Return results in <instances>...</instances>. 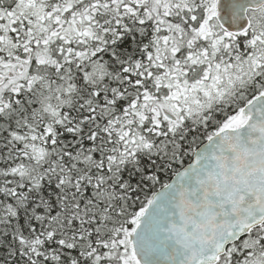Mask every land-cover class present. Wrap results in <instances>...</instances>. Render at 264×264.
Segmentation results:
<instances>
[{
	"label": "snow or ice",
	"instance_id": "snow-or-ice-1",
	"mask_svg": "<svg viewBox=\"0 0 264 264\" xmlns=\"http://www.w3.org/2000/svg\"><path fill=\"white\" fill-rule=\"evenodd\" d=\"M0 264H264V0H0Z\"/></svg>",
	"mask_w": 264,
	"mask_h": 264
}]
</instances>
